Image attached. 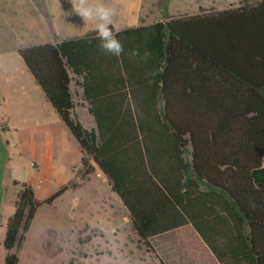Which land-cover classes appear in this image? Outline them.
<instances>
[{
  "label": "trees",
  "instance_id": "trees-1",
  "mask_svg": "<svg viewBox=\"0 0 264 264\" xmlns=\"http://www.w3.org/2000/svg\"><path fill=\"white\" fill-rule=\"evenodd\" d=\"M218 14L95 31L22 48L25 66L101 173L140 239L190 225L220 264H264V0ZM150 53L145 57V53ZM83 77L96 129L73 112L71 74ZM202 188H204L202 190ZM44 200L22 184L4 240L5 264ZM221 248H224L223 250Z\"/></svg>",
  "mask_w": 264,
  "mask_h": 264
},
{
  "label": "rangeland",
  "instance_id": "rangeland-1",
  "mask_svg": "<svg viewBox=\"0 0 264 264\" xmlns=\"http://www.w3.org/2000/svg\"><path fill=\"white\" fill-rule=\"evenodd\" d=\"M47 1L0 0V264L8 254L7 224L23 183L32 185L40 200L64 185L69 189L52 205L40 207L23 244L13 250L19 264H197L198 243L188 232L151 239L149 248L103 179H84L81 169H76L78 179L38 178L37 151L25 149L36 148L37 138L26 134L37 132L46 119L29 116L24 95L32 78L18 51L48 40ZM57 1L62 20L71 21L70 0ZM242 4V0H148L147 22L218 14Z\"/></svg>",
  "mask_w": 264,
  "mask_h": 264
},
{
  "label": "crops",
  "instance_id": "crops-1",
  "mask_svg": "<svg viewBox=\"0 0 264 264\" xmlns=\"http://www.w3.org/2000/svg\"><path fill=\"white\" fill-rule=\"evenodd\" d=\"M47 2L46 5L49 19H47V28L45 30L46 33L50 32L51 34H45L48 40L36 45L48 43L57 44L65 40L81 38L89 32L94 31L92 24L90 22L85 24L83 19H78L75 12L71 15V21H68L66 17L62 20L57 7L58 1L48 0ZM102 2L115 9L113 24L111 25L115 32L155 24L147 22L150 15V11L148 10V0H102ZM151 7H153V5H151ZM143 14H145V16ZM26 70L27 71L25 72L28 73L29 70L27 67ZM30 78H32V81L30 82L28 89H26V95H24L27 100L29 116L33 119L36 116L38 119L40 116H44L43 118L46 119V121L38 126L37 132H33L29 135L26 134L28 137L35 136V139L37 138L36 148L31 145L26 147L27 145H25V149L27 151L30 150L31 152H39V155H37L36 152L38 178L43 179L45 177L58 180L78 179L80 175L78 176V170L76 171V169H81L83 170L84 179L104 180L101 173L93 166L91 159L86 167L83 165L82 159L84 157V152L80 143L72 135L66 124L61 120L57 110L48 100L46 94L37 84L32 74L31 77H29V80ZM71 78L72 81L70 88L75 103L73 112L78 116L86 129H96L95 118L90 113V106L84 98L83 77L72 73ZM60 183H64V181L62 180ZM203 189L204 188H202V190ZM114 198L121 207L117 198L115 196ZM128 220L131 223L129 218ZM181 230L190 233V235H193L196 238L199 247L196 257L197 264H220L218 258L204 242L200 234L194 229L192 224L182 226L154 238L173 234ZM221 249L223 250L224 248Z\"/></svg>",
  "mask_w": 264,
  "mask_h": 264
},
{
  "label": "clouds",
  "instance_id": "clouds-1",
  "mask_svg": "<svg viewBox=\"0 0 264 264\" xmlns=\"http://www.w3.org/2000/svg\"><path fill=\"white\" fill-rule=\"evenodd\" d=\"M73 11L79 15L85 24L91 23L98 40L97 47L103 53L119 57L124 52V46L113 33L111 25L115 9L102 0H70ZM150 53H145V57Z\"/></svg>",
  "mask_w": 264,
  "mask_h": 264
}]
</instances>
